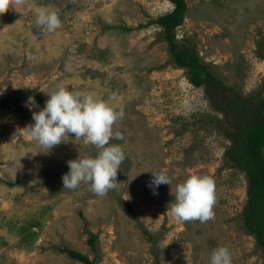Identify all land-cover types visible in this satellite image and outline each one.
<instances>
[{
  "label": "rangeland",
  "instance_id": "374dc122",
  "mask_svg": "<svg viewBox=\"0 0 264 264\" xmlns=\"http://www.w3.org/2000/svg\"><path fill=\"white\" fill-rule=\"evenodd\" d=\"M187 4L175 29L178 49L197 52L236 92L264 94V0ZM41 5L58 9L59 28L36 24ZM173 7L170 0H10L0 11V100L18 97L0 109V264H85L58 246L96 264H210L219 245L229 247L232 264H264V249L242 224L246 173L225 158L231 141L212 120L224 114L175 62L157 21ZM60 84L123 111L113 125L123 139L109 143L121 144L125 158L103 195L85 181L63 188L67 161L95 156L96 145L68 133L49 149L25 128ZM150 169H164L171 184L154 192ZM190 174L215 181L206 222L180 221L168 208ZM88 230L97 233L94 248Z\"/></svg>",
  "mask_w": 264,
  "mask_h": 264
},
{
  "label": "clouds",
  "instance_id": "9594fccd",
  "mask_svg": "<svg viewBox=\"0 0 264 264\" xmlns=\"http://www.w3.org/2000/svg\"><path fill=\"white\" fill-rule=\"evenodd\" d=\"M10 7V0H0V11ZM35 22L42 31L52 32L61 25L58 9L47 5L37 6ZM48 98L40 110L33 111L34 123L25 128L29 136L40 145L51 148L74 133L86 143L97 146L95 156H78L67 161L69 170L63 174V188H76L81 181L90 182V189L103 195L116 186L117 170L125 158L123 146L109 143L110 138L123 139V133L114 131L113 125L123 116L108 101L94 92H84L63 84L47 91ZM35 98L29 97L27 106L33 108ZM152 177L148 186L156 191L161 183L171 184L164 169H150ZM173 192V191H172ZM174 200L168 208L180 221L206 222L214 215L215 181L208 175L190 174L175 188ZM210 264H232V254L227 245H219L211 252Z\"/></svg>",
  "mask_w": 264,
  "mask_h": 264
},
{
  "label": "trees",
  "instance_id": "16d2710c",
  "mask_svg": "<svg viewBox=\"0 0 264 264\" xmlns=\"http://www.w3.org/2000/svg\"><path fill=\"white\" fill-rule=\"evenodd\" d=\"M170 1L174 3L172 11L159 16L157 21L164 27L175 62L189 69L191 82L197 86L204 85L211 103L224 114L223 120L218 117H212V120L224 124L225 133L231 141L225 158L242 169L248 179L242 224L255 235L257 243L264 249V94L256 91L246 96L236 92L234 86H227L222 77L197 52L187 47L178 49L175 29L182 23L188 4L187 0ZM38 99L44 100L41 95H38ZM16 102V96L1 99L0 109ZM87 232L88 243L94 248L97 233L90 230ZM58 249L85 264H96L88 254L78 249L68 246H58Z\"/></svg>",
  "mask_w": 264,
  "mask_h": 264
}]
</instances>
